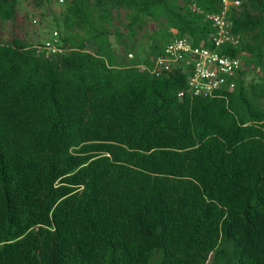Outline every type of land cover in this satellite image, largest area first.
Wrapping results in <instances>:
<instances>
[{"label": "trees", "instance_id": "1", "mask_svg": "<svg viewBox=\"0 0 264 264\" xmlns=\"http://www.w3.org/2000/svg\"><path fill=\"white\" fill-rule=\"evenodd\" d=\"M240 1L226 98L179 97L185 66L136 67L177 37L211 48L220 0H66L64 26L91 33L78 47L0 40V264H264V78L245 82L264 70V0ZM19 2L0 0V17ZM114 9L131 12L127 38L167 24L131 65L95 23Z\"/></svg>", "mask_w": 264, "mask_h": 264}, {"label": "built area", "instance_id": "2", "mask_svg": "<svg viewBox=\"0 0 264 264\" xmlns=\"http://www.w3.org/2000/svg\"><path fill=\"white\" fill-rule=\"evenodd\" d=\"M58 1L65 2V0ZM240 4V0H220L221 10L218 13L206 15L213 28L210 38L213 44L211 48L194 46L188 37H177L164 48L151 65L142 63L136 67L153 76H160L174 68L185 66L188 69L189 78L187 88L179 92V97L183 98L189 93L191 96L226 98L225 92H232L236 88L237 73L244 64L240 56L222 53L227 47L235 48L241 44L242 36L235 32L229 19L231 10ZM190 9L203 13L196 4L190 5ZM174 30L173 32L177 33V30L176 32ZM34 48L47 53L66 51L58 31H53L43 44ZM129 57L133 58V54L130 53Z\"/></svg>", "mask_w": 264, "mask_h": 264}, {"label": "rangeland", "instance_id": "3", "mask_svg": "<svg viewBox=\"0 0 264 264\" xmlns=\"http://www.w3.org/2000/svg\"><path fill=\"white\" fill-rule=\"evenodd\" d=\"M65 4L58 0H50L43 4H37L32 0H20L17 6V12L12 21H5L0 17V40L4 43L10 41L11 38H18L26 44L34 47L43 44L49 38L53 31H58L61 38H65L72 46L78 47L79 44L91 38V33L87 30L82 31L78 28H67L63 24V15L65 14ZM129 10H112L109 22L95 17V23L98 27L108 30L110 33L109 41L111 42L113 53L120 60L118 65L127 66L132 64V60L137 56L144 58L148 45L150 44V36L152 29H166L167 24L163 19L157 22H151L146 19L145 25L141 28L137 27L131 37L127 38L123 33L127 32V24L129 22ZM176 32V30H174ZM115 32H119L120 36H116ZM88 42V41H87ZM135 44V49H131L130 45ZM132 52L133 59L129 57ZM264 78V70L251 69L246 77V84L262 81Z\"/></svg>", "mask_w": 264, "mask_h": 264}]
</instances>
